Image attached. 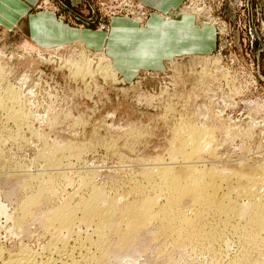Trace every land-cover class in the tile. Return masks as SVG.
<instances>
[{"label":"rangeland","instance_id":"rangeland-1","mask_svg":"<svg viewBox=\"0 0 264 264\" xmlns=\"http://www.w3.org/2000/svg\"><path fill=\"white\" fill-rule=\"evenodd\" d=\"M24 1L29 8L18 21L12 10L0 6L9 14L0 16V99L7 103L6 108L0 105V264L10 254L29 252L37 263L60 260L51 248L54 234L40 224L41 213L86 197L91 184L102 186L110 197H123V202L134 200L133 186L144 182L141 170L159 158L171 162L173 133L182 134L189 126L213 133L215 155L202 153L207 167L240 161L264 166V0H183L170 15L194 14L199 25L215 29L216 46L176 55L161 69L137 68L131 76L119 72L113 58L97 46L80 41L39 44L31 20L51 10L72 27L110 32L111 20L118 16L140 19L146 26L155 11L147 1ZM143 46L138 51L149 52ZM8 88L16 94L9 96ZM63 144L72 150H53ZM50 149L62 158L45 176L52 180V196L31 207L32 216L20 227V208L38 188L37 181L24 185L43 171ZM257 187L264 196V184ZM149 192L155 194L154 189ZM240 197L238 202L247 203L246 196ZM191 201L187 198L184 204L188 214ZM210 216L208 224L223 228L222 215ZM79 225L75 229L85 231ZM152 227L151 232L157 231L159 221ZM225 229L213 247L153 235L150 243L137 245L134 264H237L242 255L245 264H264V248L248 247L232 225ZM60 234L69 239L67 250L82 240Z\"/></svg>","mask_w":264,"mask_h":264},{"label":"bare ground","instance_id":"bare-ground-1","mask_svg":"<svg viewBox=\"0 0 264 264\" xmlns=\"http://www.w3.org/2000/svg\"><path fill=\"white\" fill-rule=\"evenodd\" d=\"M9 92V96L16 94L13 88ZM4 103V100L0 99V105L6 108L7 103ZM202 127L189 126L186 132L182 133L186 128L180 132L182 134L173 133L175 136L171 138V149H169L171 162L165 163L159 158L158 162H152L153 164L141 170L140 176L144 182L141 180L142 183L133 186L134 200L123 202L120 199L123 197H110L102 186L91 184L86 197H81L76 202L73 200L60 202L61 204L54 207L52 211L43 215L41 213L40 224L42 223L41 225L44 226L42 227L50 231V234H54V242L51 241L52 247L48 245L47 247L54 248V252L60 255V260L57 261L61 264H121L122 261H125V264H134V258L140 249L137 245L142 242L150 243L147 240L153 235L165 236L178 244L196 242L200 246L209 244L210 247V244L212 246V243L222 240L227 231L225 228L231 225L240 234L241 241L246 242L244 244L248 247L263 249L264 196L259 194L256 187L264 184V166L252 167L240 161L225 167L210 163L212 165L207 167L206 163H202V153L208 152L215 155L216 151L212 147L213 133ZM67 147L72 146L63 144L52 148L60 150ZM67 149L72 150V148ZM53 150H49L50 157L48 156L47 162L44 163V169H41L43 171L30 177L26 183L24 181L26 188L32 186L30 185L32 181H37L38 188L27 200L24 199L25 204L20 208V215L17 218L20 227L25 225L32 216L34 210L31 207L36 205L38 207L53 190L49 186L52 180L45 179V176L59 166L61 164L59 160L62 159L57 158V153L55 155ZM76 154L79 156V153ZM178 159L182 160V163H179ZM83 181L86 180L83 178ZM84 185L88 187L89 184L86 182ZM33 187H35L34 184ZM150 189H154L155 194H151ZM241 195L248 198L247 203L238 202L237 198H241ZM187 198L192 200L190 204L193 207L190 209L192 210L190 214L183 210ZM2 210L0 209V212H3ZM213 214L223 216V219L219 221H222L220 226L223 225L224 228H221L222 232L219 231L221 229L218 230L217 227L207 223L210 221L208 217ZM158 221L159 228L151 232L153 224ZM217 222L215 224L219 226ZM79 223L85 226V231L75 229ZM60 233L62 236L63 234L76 235L82 240L76 239L79 242L78 247L67 250L69 239L66 236L60 237ZM58 243L61 246H58ZM62 251L65 252L62 253ZM9 256V261L4 264H56L57 262L46 259L45 262L40 260L37 263L31 252ZM243 256L237 259V264L247 262ZM262 260L264 262L263 258Z\"/></svg>","mask_w":264,"mask_h":264},{"label":"crops","instance_id":"crops-1","mask_svg":"<svg viewBox=\"0 0 264 264\" xmlns=\"http://www.w3.org/2000/svg\"><path fill=\"white\" fill-rule=\"evenodd\" d=\"M145 1L155 8L148 17L146 26H142L140 19L118 16L111 20L110 32L79 29L59 19L51 10L33 15L31 25L39 44L56 45L80 41L105 50L113 58V65L119 72H132L124 74L125 76H131L140 67L161 69L165 66V60L176 55L208 52L216 46L215 29L209 25H199L194 14L184 12L180 17L170 15L181 6L183 0ZM0 2L1 7L12 10L11 14L17 16V21L29 8L24 0ZM3 11H0V16H9ZM141 45L149 49V52L138 51Z\"/></svg>","mask_w":264,"mask_h":264}]
</instances>
